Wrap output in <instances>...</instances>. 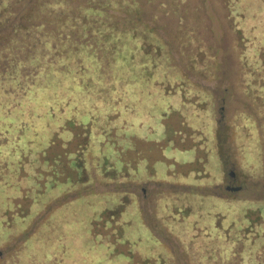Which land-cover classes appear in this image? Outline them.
I'll return each mask as SVG.
<instances>
[{
  "label": "rangeland",
  "instance_id": "1",
  "mask_svg": "<svg viewBox=\"0 0 264 264\" xmlns=\"http://www.w3.org/2000/svg\"><path fill=\"white\" fill-rule=\"evenodd\" d=\"M5 16L57 52L0 94V264H264V0H0V47Z\"/></svg>",
  "mask_w": 264,
  "mask_h": 264
},
{
  "label": "trees",
  "instance_id": "2",
  "mask_svg": "<svg viewBox=\"0 0 264 264\" xmlns=\"http://www.w3.org/2000/svg\"><path fill=\"white\" fill-rule=\"evenodd\" d=\"M84 13L86 12H83L82 18L86 16ZM40 18L42 19V16L36 14L31 20H39ZM7 24L11 31H14V35L17 34V37L14 36L16 38L14 46H12V43H8L11 42L10 38L3 43V47H0L2 48L1 50L6 51V48H8L9 50H14L17 54L18 51L20 52L23 49V51H29V54H26L25 58L21 56L19 58H15L16 56L10 58L4 54L0 56V94L21 103L35 90L37 78H39V74H42L41 65L44 63L43 54L54 57L57 52L55 49L57 42L54 44L51 42L50 44L42 40L41 35L37 34L39 33L37 29L35 31L25 32V34H23V31H15V28H19V24L15 23L13 25L10 16H5L1 21V25ZM34 33L36 34L34 35ZM27 35L30 36V41L25 39ZM8 45L12 47H7ZM45 50H48L47 53ZM51 61L52 58L47 59L46 64H49Z\"/></svg>",
  "mask_w": 264,
  "mask_h": 264
}]
</instances>
